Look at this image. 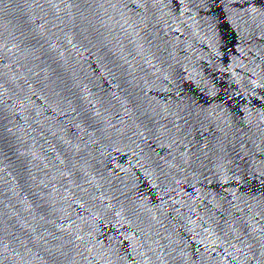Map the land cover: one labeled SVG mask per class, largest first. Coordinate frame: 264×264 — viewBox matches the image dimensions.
I'll list each match as a JSON object with an SVG mask.
<instances>
[{
  "label": "water",
  "instance_id": "95a60500",
  "mask_svg": "<svg viewBox=\"0 0 264 264\" xmlns=\"http://www.w3.org/2000/svg\"><path fill=\"white\" fill-rule=\"evenodd\" d=\"M0 264H264V0H0Z\"/></svg>",
  "mask_w": 264,
  "mask_h": 264
}]
</instances>
